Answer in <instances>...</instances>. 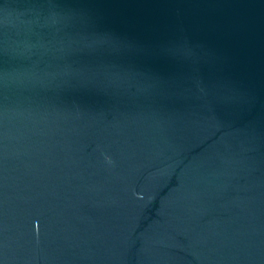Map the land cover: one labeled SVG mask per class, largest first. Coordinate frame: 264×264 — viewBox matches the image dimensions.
Returning a JSON list of instances; mask_svg holds the SVG:
<instances>
[{
    "label": "water",
    "instance_id": "1",
    "mask_svg": "<svg viewBox=\"0 0 264 264\" xmlns=\"http://www.w3.org/2000/svg\"><path fill=\"white\" fill-rule=\"evenodd\" d=\"M0 264H264V0H0Z\"/></svg>",
    "mask_w": 264,
    "mask_h": 264
}]
</instances>
